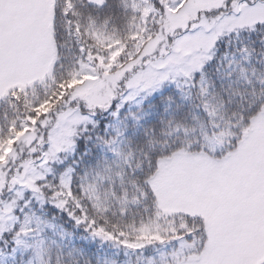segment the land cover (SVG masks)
Wrapping results in <instances>:
<instances>
[{"label":"snow or ice","instance_id":"obj_1","mask_svg":"<svg viewBox=\"0 0 264 264\" xmlns=\"http://www.w3.org/2000/svg\"><path fill=\"white\" fill-rule=\"evenodd\" d=\"M0 264H264V0H0Z\"/></svg>","mask_w":264,"mask_h":264}]
</instances>
